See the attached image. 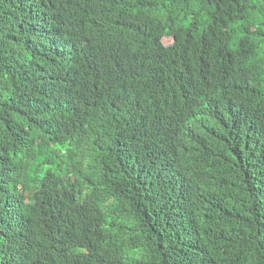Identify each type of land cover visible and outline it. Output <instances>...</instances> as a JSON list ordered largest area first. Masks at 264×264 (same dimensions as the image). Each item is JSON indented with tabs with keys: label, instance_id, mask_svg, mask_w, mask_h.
<instances>
[{
	"label": "trees",
	"instance_id": "1",
	"mask_svg": "<svg viewBox=\"0 0 264 264\" xmlns=\"http://www.w3.org/2000/svg\"><path fill=\"white\" fill-rule=\"evenodd\" d=\"M0 264H264V0H0Z\"/></svg>",
	"mask_w": 264,
	"mask_h": 264
},
{
	"label": "rangeland",
	"instance_id": "2",
	"mask_svg": "<svg viewBox=\"0 0 264 264\" xmlns=\"http://www.w3.org/2000/svg\"><path fill=\"white\" fill-rule=\"evenodd\" d=\"M172 37L171 36H164L163 38H162V42L165 44V45H168V44H170L171 42H172Z\"/></svg>",
	"mask_w": 264,
	"mask_h": 264
}]
</instances>
